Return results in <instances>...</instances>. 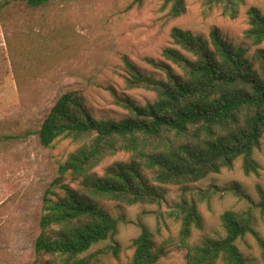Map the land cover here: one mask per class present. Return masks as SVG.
I'll return each mask as SVG.
<instances>
[{
    "label": "trees",
    "instance_id": "trees-1",
    "mask_svg": "<svg viewBox=\"0 0 264 264\" xmlns=\"http://www.w3.org/2000/svg\"><path fill=\"white\" fill-rule=\"evenodd\" d=\"M49 1L26 0L32 7ZM243 3L204 0L202 12L209 16L220 8L233 19ZM162 8H167L169 18H176L185 13L186 0H164ZM247 16L243 40L257 47L251 57L245 46L228 41L216 28L205 37L180 27L171 28L173 46L164 47L161 58L145 59L163 77L144 72L123 55L126 87L151 91L155 98L141 105L108 86L114 103L126 112L120 119L96 118L76 90L57 97L36 131L39 143L51 147L59 139H70L78 145L58 163L57 176L42 195L31 264H107L87 255L117 231L118 219L100 205L103 200L159 204L166 185L179 186L185 194L189 184L232 169L239 157L246 175L259 174L253 154L264 134V47H259L264 43V13L250 6ZM119 152L128 153L129 160L96 172L106 156ZM225 189L241 196L238 187ZM257 192L255 208L264 213L259 185ZM176 209L186 264H252L235 244L245 234L262 242L250 211L222 212L225 235L192 246L187 242L191 229L202 226L193 195H184ZM131 246L128 264L157 261L159 250L145 226Z\"/></svg>",
    "mask_w": 264,
    "mask_h": 264
},
{
    "label": "rangeland",
    "instance_id": "rangeland-1",
    "mask_svg": "<svg viewBox=\"0 0 264 264\" xmlns=\"http://www.w3.org/2000/svg\"><path fill=\"white\" fill-rule=\"evenodd\" d=\"M163 1L50 0L32 7L26 0H0V264L33 262L42 195L57 176L58 163L78 145L59 139L43 147L36 134L61 93L78 91L87 110L105 119L126 115L114 103L108 86L138 104L153 101V92L126 87L123 55L144 72L163 77L145 59H159L164 47L173 46L172 27L205 37L216 28L228 41L245 46L249 57L257 48L243 40V32L248 27L247 8L255 6L264 13V0H244L233 19L222 15L220 8L204 16V0H186L185 13L169 18ZM253 155L260 164L258 175H246L239 157L232 169L189 184L185 194L179 186L166 185L159 204L101 201L118 219L117 231L93 245L87 255L107 264H128L132 240L145 226L159 250L154 264H186L176 207L184 195H193L202 226L192 227L188 244L223 237L222 212L250 211L253 229L262 242L245 234L235 244L252 264H264V213L255 208L257 185L264 190V134ZM127 160L129 154L124 152L106 156L96 172L101 174L111 163ZM145 175L151 177L147 171ZM233 186L241 196L225 189Z\"/></svg>",
    "mask_w": 264,
    "mask_h": 264
}]
</instances>
